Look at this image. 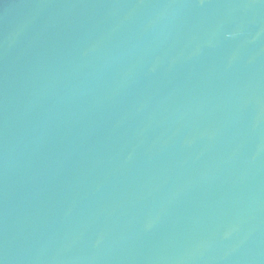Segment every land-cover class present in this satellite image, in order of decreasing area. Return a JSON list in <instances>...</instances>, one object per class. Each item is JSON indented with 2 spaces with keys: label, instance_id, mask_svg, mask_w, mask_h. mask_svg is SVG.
Listing matches in <instances>:
<instances>
[{
  "label": "water",
  "instance_id": "water-1",
  "mask_svg": "<svg viewBox=\"0 0 264 264\" xmlns=\"http://www.w3.org/2000/svg\"><path fill=\"white\" fill-rule=\"evenodd\" d=\"M0 264H264V0H0Z\"/></svg>",
  "mask_w": 264,
  "mask_h": 264
}]
</instances>
